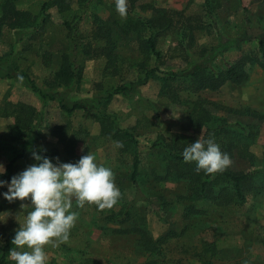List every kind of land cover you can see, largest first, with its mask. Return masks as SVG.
<instances>
[{
  "label": "rangeland",
  "instance_id": "rangeland-1",
  "mask_svg": "<svg viewBox=\"0 0 264 264\" xmlns=\"http://www.w3.org/2000/svg\"><path fill=\"white\" fill-rule=\"evenodd\" d=\"M53 1L15 0L17 9L33 15H39L43 3L48 2L44 11L48 21L40 32L5 26L0 33V135L3 138L0 163L6 168L10 161V144L19 148L30 140L26 136L15 142L8 134L14 119L4 111H9V103H23L41 112L42 124L48 129L38 128V137L32 143L28 158L16 163L11 177L35 163L32 152L37 149L34 144L41 147L39 154L53 162L58 157L60 162L75 163L89 153L96 156L98 164L113 170L121 197L116 205L104 210L95 205L77 208L73 201L72 210L78 213L76 224L68 242L58 247H46L47 264H144L151 259L157 264H264V118L229 110L250 108L264 114V69L251 67L249 79L240 85L226 83L217 90L196 92L181 90L178 103L160 97L159 81L150 78L138 86L136 93L115 94L108 102L97 106L99 110L91 105L105 90L140 79L144 69L154 65L162 71L178 70L186 66L184 59L187 57L221 66L224 59L233 60L247 49L256 50L258 42L252 41L242 45L241 51L231 48L223 51L227 40L237 37L243 30V7L248 8L252 26L264 27V0L138 1L135 13L148 18L151 11L140 7L143 2L170 9L186 7L189 15L201 18V27L194 31L193 46L189 45V37L182 39L177 29L158 38L157 49L162 59L156 64L138 46L146 30L137 23L125 32L123 28L131 17L122 20L115 10L114 0H64L69 5V10L64 12H60ZM206 1L214 7L215 20L204 16ZM94 16L111 28L114 52L118 56L114 75L106 72L104 56L87 53L104 43L100 31L96 30ZM66 20L78 28L76 55L82 65V76L77 85L60 87L57 91L65 103L71 105L77 101L89 107L88 111L77 110L71 114L64 113L55 101L45 103L25 79L3 77L26 73L39 86L48 88L46 85L51 84L62 55L71 53L73 39L63 24ZM218 34L222 36V44L217 46ZM206 49L211 50L206 53ZM198 100L205 101L204 106L210 111V123L222 125L220 135L215 133L209 137H214L221 151L229 155L232 163L228 169L254 171L252 189L246 192L247 200L243 204H217L196 199L188 192L187 179L162 178L166 156L149 148L142 152L141 193L137 194L128 179L130 156L119 155L115 142L101 132L99 111L114 116L115 125L130 128L142 144L175 137L187 147L198 138L203 140L208 130L207 125L196 127L189 121L188 111ZM59 126L65 127L67 142L74 143L72 155H67L57 134L51 132ZM3 191L6 189H0ZM146 198L155 204H150ZM22 203L29 201L10 203L0 196V251L4 238L15 233L30 211V208H22ZM128 206L129 216L123 222L105 219L111 214L118 216ZM171 232L175 235L159 247V253L151 254L138 244L141 233L156 240Z\"/></svg>",
  "mask_w": 264,
  "mask_h": 264
},
{
  "label": "trees",
  "instance_id": "trees-1",
  "mask_svg": "<svg viewBox=\"0 0 264 264\" xmlns=\"http://www.w3.org/2000/svg\"><path fill=\"white\" fill-rule=\"evenodd\" d=\"M15 0H0V33L3 27L8 28H32L35 32L43 30L48 21V15L44 11L48 7V2H44L41 7L39 15H33L26 10L17 9L14 5ZM140 0H128V17L129 24L124 27L125 32H129L131 27L137 23L146 30V35L139 39V48L147 56L153 58L154 63L162 59L161 52L157 49V40L165 32L177 29L181 34L182 39L189 37V45L194 44V31L201 27L198 15H189L187 8L170 9L162 8L153 5L150 2H143L140 7L143 10H150L151 16L148 18L142 14L135 13V8L139 5ZM60 12L68 11L69 5L64 0H54L52 2ZM204 16L215 20L214 7L210 2L206 1L204 6ZM94 23L96 30L100 31L103 45L97 48H92L91 51L96 56H104L106 58L105 70L108 74L114 75L117 72L115 66L118 56L114 52L115 42L111 33L109 24L94 16ZM65 28L72 36L73 45L71 53H64L61 57V63L51 79V84L47 83V87L39 86L33 78L26 73H20L16 76L6 74L3 77L11 79L14 77L25 79L30 89L37 93L40 99L45 103L55 101L58 107L67 114H71L77 110L88 111L89 107L83 103L74 101L71 105L65 103L60 97L57 88L68 87L73 84L77 85L82 76V65L77 59L78 43L76 35L78 28L66 20L63 22ZM221 35L218 34L217 46L222 44ZM225 50L234 49L241 51L242 45H248L252 41H257L258 46L256 50L247 49L239 58L233 60L224 59L221 66L212 65L211 62H203L201 58H187L186 66L178 70L162 71L158 65H154L149 69H144V74L136 81L119 84L112 87L92 101V106L95 109L104 102H108L115 94L130 95L138 91V86L144 84L148 79L155 78L159 81V95L171 103H178L180 100L181 90L200 91L203 89L217 90L222 85L229 83L240 85L249 79L250 69L253 66H258L264 69V27L251 25L248 15V8L243 7V30L233 39L227 40ZM211 49H206L208 53ZM205 51V50H204ZM188 56V54H187ZM1 76V75H0ZM204 100H198L193 103L192 108L188 111V118L193 126L207 125V132L204 139L209 138L213 134H221L222 125L210 123V111L204 106ZM9 111L5 114L13 116L14 122L9 127V138L15 142H19L24 137L30 138L26 144L18 147L9 145L12 151V157L6 165L7 173L4 179L9 180L12 172L17 168L16 163L21 159L28 158V154L32 150L33 142L37 140L38 128L43 126L41 120V112H38L33 107L23 103H9ZM223 107V106H222ZM218 108V106H217ZM99 110V109H95ZM240 115L247 114L264 118V114L257 110L250 108L229 109ZM98 112V111H97ZM98 118L101 124V132L111 138L114 142H120L123 147L117 149L119 155L130 156V168L128 179L131 185L135 188L136 193H141L139 184L140 164L142 159V152L145 148L155 149L163 152L166 156L165 165L163 169L162 178L175 177L187 179V188L189 193H193L196 199L210 200L217 204L240 203L243 204L247 200L246 192L252 189V177L254 171L242 172L234 171L226 168L223 172L216 174H205L203 171L196 173L194 163H185L182 158V152L186 147L185 142H179L176 138L161 139L153 141L151 144H142L134 135L130 128H121L114 124L115 119L112 115H107L104 112H98ZM114 120V121H113ZM55 127L51 129L53 134H57L59 140L62 142L67 155L74 153V143L67 142L64 137L65 127ZM63 130V131H62ZM62 133L60 134V132ZM250 136V133H248ZM0 135V143L2 142ZM36 145V146H35ZM37 153L41 152V147L34 144ZM33 148V150H36ZM230 154V153H229ZM142 196V195H141ZM149 199V198H146ZM150 204H155L152 199H149ZM128 207L125 208L118 216L113 214L105 216L107 221H121L123 222L129 216ZM188 216V214H186ZM118 217V218H117ZM124 233V231L119 230ZM126 232V231H125ZM15 233H9L3 240L0 251V264H11L8 256L9 250L13 247L11 240ZM175 235L171 232L162 238L154 240L150 236L141 233L138 244L143 246L148 252L159 253V247L163 245L169 238ZM144 264H157L155 259L146 261Z\"/></svg>",
  "mask_w": 264,
  "mask_h": 264
},
{
  "label": "clouds",
  "instance_id": "clouds-1",
  "mask_svg": "<svg viewBox=\"0 0 264 264\" xmlns=\"http://www.w3.org/2000/svg\"><path fill=\"white\" fill-rule=\"evenodd\" d=\"M115 10L124 20L128 15V0H114ZM119 149L123 145L115 142ZM35 161L23 171L4 180L7 173L0 163V192L8 202L25 201L22 208H30L23 223L15 230L8 252L13 264H47L46 247H58L68 242L71 229L75 226L78 213L73 211V201L77 208L95 205L98 209H110L121 197L115 181V173L110 167L96 162V156L87 153L75 163L60 162L32 152ZM185 163H194L197 173L216 174L228 168L232 161L222 152L214 137L189 143L182 152Z\"/></svg>",
  "mask_w": 264,
  "mask_h": 264
}]
</instances>
